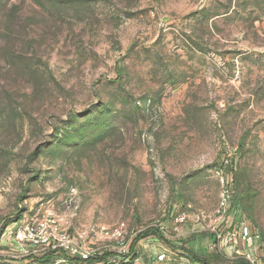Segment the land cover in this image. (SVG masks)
Instances as JSON below:
<instances>
[{
    "label": "rangeland",
    "instance_id": "374dc122",
    "mask_svg": "<svg viewBox=\"0 0 264 264\" xmlns=\"http://www.w3.org/2000/svg\"><path fill=\"white\" fill-rule=\"evenodd\" d=\"M225 187L218 228L264 236V0H0V264H70L13 238L46 209L70 228L164 222L138 264H244L202 216Z\"/></svg>",
    "mask_w": 264,
    "mask_h": 264
},
{
    "label": "built area",
    "instance_id": "2783aa9c",
    "mask_svg": "<svg viewBox=\"0 0 264 264\" xmlns=\"http://www.w3.org/2000/svg\"><path fill=\"white\" fill-rule=\"evenodd\" d=\"M228 197L229 190L225 187L220 193L217 209L202 215L211 222L209 230L213 241L210 246L218 249L220 253L227 252L230 257L240 259L244 264H256L259 255L264 258V236L260 232L252 229L243 220L231 222L232 224L226 227L225 233L217 226L226 217ZM185 217L183 213L174 217L171 214L169 222H172L176 229L177 224H181ZM153 228L158 229L163 236H168L164 222L152 223L146 229ZM135 235L134 232L129 234L127 225L123 221L112 226L92 225L87 228H70L50 209L44 210L40 216L21 218L13 231V238L19 250L25 254L37 252L65 254L80 261L106 254L103 261L94 264H109L120 256L123 264H134L135 261L138 264L136 246L140 241L139 238L130 244V237L135 239L138 234ZM239 243L244 246L243 252L238 246ZM177 256L179 260L172 262L165 250H162L156 252L148 264H187L189 261L187 256Z\"/></svg>",
    "mask_w": 264,
    "mask_h": 264
},
{
    "label": "trees",
    "instance_id": "16d2710c",
    "mask_svg": "<svg viewBox=\"0 0 264 264\" xmlns=\"http://www.w3.org/2000/svg\"><path fill=\"white\" fill-rule=\"evenodd\" d=\"M5 15V13L4 14H2L1 15V17L2 16H4ZM153 232L152 234H158L159 235V237L162 239V240H164V241H166V243H168L169 241L165 238V236H163V234L158 230V229H146V230H144L143 232H142V234L141 233H139L138 235H143V236H147L150 232ZM211 236H212V234H211ZM138 237V236H137ZM135 238L134 239V242L138 239V238ZM212 239H213V236H212ZM174 244V243H173ZM180 249H183V247H180ZM195 253V252H194ZM56 255H63V256H65V258L70 262V264H94V263H96V262H98V261H103L104 259H105V255L106 254H104V255H101V256H96V257H90L89 259H87V260H82V261H80L78 258H76V257H70V256H67V255H65V254H53V253H49V254H47V258H51V257H53V256H56ZM196 255L197 256H199L200 258L202 257V258H204L205 256H207V255H199V254H197L196 253ZM64 258V257H63ZM133 258H131V260H132ZM204 259H199V261L201 262V264H202V261H203ZM241 262V261H240ZM207 263V262H206ZM204 261H203V264H206Z\"/></svg>",
    "mask_w": 264,
    "mask_h": 264
},
{
    "label": "crops",
    "instance_id": "0c3cea01",
    "mask_svg": "<svg viewBox=\"0 0 264 264\" xmlns=\"http://www.w3.org/2000/svg\"><path fill=\"white\" fill-rule=\"evenodd\" d=\"M257 261H258L257 264H264V262L261 261V258H259Z\"/></svg>",
    "mask_w": 264,
    "mask_h": 264
}]
</instances>
